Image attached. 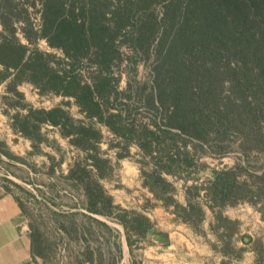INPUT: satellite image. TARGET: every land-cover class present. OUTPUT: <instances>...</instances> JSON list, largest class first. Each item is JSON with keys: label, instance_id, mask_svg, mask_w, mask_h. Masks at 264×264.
Instances as JSON below:
<instances>
[{"label": "trees", "instance_id": "obj_1", "mask_svg": "<svg viewBox=\"0 0 264 264\" xmlns=\"http://www.w3.org/2000/svg\"><path fill=\"white\" fill-rule=\"evenodd\" d=\"M24 1L19 8L20 0H0V82H7L8 91L21 96L17 86L27 81L39 94L51 92L73 97L86 117L104 123L122 140L125 153L117 154V158L127 154L131 143L137 144L143 157L151 158L154 167L143 172L142 183L157 198L174 188L165 174L176 175L187 170L190 153L196 152V147L201 152L199 157H222L231 143L219 145L218 139L235 135L236 150L241 152L244 163L212 168L203 188L194 186L195 190H188L187 194L199 196L203 191L210 208L242 200L252 204L262 202L264 164L253 167L248 156L251 152L264 154L261 124V119L264 120V0H150L149 4L167 1L159 20L155 8L151 17L143 16V12L136 17L146 7L143 6L146 0H123L117 8H111L109 0H81V4L69 0ZM36 1L42 6L39 29L29 11ZM130 26L127 40L133 50L146 56L154 51L156 95H151L150 106L155 110L160 106L166 113V120L162 119L161 123L154 120L151 126L141 125V133H137L133 123L119 124L122 114L114 105L102 109L104 101L110 104L111 100H118L120 92L116 82L112 83L116 80L112 65L121 61L117 41ZM19 32L26 43L21 41ZM39 39L46 40L51 48L62 50L63 57L39 49ZM84 58L96 68L92 83L75 72V63ZM224 83H227L225 95L221 89ZM28 108L21 122L18 115L15 117L13 129L32 137V132L39 128L37 122H41L38 119L32 122L33 113L44 114V121L59 125L60 134L68 137L71 144L94 151L88 156L96 178L78 177L87 196L86 209L97 214H114L128 231L133 228L136 238L125 236L132 253V245L138 242V237L145 236L153 223L142 212L112 205L111 197L105 194L99 179L105 176L109 160H103L102 165L98 163L96 142L101 133L80 120H73L62 107ZM111 109L115 112H110ZM105 111L107 118L103 116ZM74 134L77 137H72ZM69 173L73 176L72 169ZM242 175L246 178L240 180ZM99 200L102 204L98 207ZM163 200L174 205L173 212L184 222L196 223L203 215L198 200L187 198L186 205H180L171 196ZM263 209L264 206L260 207L264 219ZM100 223L108 226L103 221ZM31 240L34 252L32 236Z\"/></svg>", "mask_w": 264, "mask_h": 264}, {"label": "rangeland", "instance_id": "obj_2", "mask_svg": "<svg viewBox=\"0 0 264 264\" xmlns=\"http://www.w3.org/2000/svg\"><path fill=\"white\" fill-rule=\"evenodd\" d=\"M69 1L81 4V0ZM109 1L111 8H117L123 0ZM149 2L150 0H146L143 3L146 7L139 10L136 17L142 12L143 16L151 17V11L155 8L159 20L163 16V4L167 1L160 4H149ZM18 3L20 8V4H24L25 1L20 0ZM35 4L34 7H29V11L36 29H39L42 23L40 15L42 6L40 1H36ZM131 29L130 26L127 29L128 32H123L125 36L118 38L121 61H114L112 65V76L116 79L112 83L116 82V89L120 92L117 96L118 100H111L110 104L104 101L102 109L104 111L106 106L110 108L114 105L115 109L122 114L119 124L133 123L137 133H141V125L151 126L154 120L161 123L162 119L166 120V113L160 106L158 110L150 106L151 95H156L157 75L154 70V51L146 56L133 50L127 40ZM18 36L23 43H26L20 32ZM37 46L43 51L53 52L58 57H63L62 50L51 48L44 39H39ZM60 66H62L61 61L58 65L59 69ZM74 67L75 72L80 73L82 79L92 83L96 68L88 58L75 63ZM6 83V81L0 82V168L2 169L0 173L14 174L17 181L2 175L0 178L2 183L14 193L21 206V220L27 224L35 245L33 264H129L132 259L137 264L149 263L144 258L142 261L140 251H135L134 255L132 253V258L129 253L126 254L128 249L125 236L128 234L131 239L136 238L133 228L128 231L114 214H97L86 209L87 196L78 182V177L81 175L87 180L90 175L91 179L96 178V170L92 165V159L88 156L94 151L83 150L71 144L68 137L61 136L59 125L45 122L44 114L33 113L32 122H36L35 119L41 121L37 122V125L43 135L42 137L39 135L38 129L33 131L34 143L31 141V149L21 154L18 146L23 136L20 137L19 134L14 136L10 129H13L11 124L16 123L15 117L18 115L21 122L30 106L32 109L62 107L73 120H80L84 125L99 131L101 138L96 142L97 157L100 159L98 163L102 165L105 163L102 162L103 160H109L108 167L103 166L106 170L105 176L99 179L105 194L111 197L112 205L146 213L149 216H152V211L163 207L172 213L174 205L169 200H163L170 196L180 205H185L187 198L204 204L203 201L206 200H204L203 191L199 196H190L187 194L188 190H195L194 186L203 188V183L210 179V171L214 167L244 163L241 152L236 150L238 137L235 135L218 139L219 145L231 143L229 151L222 157L211 155L199 157L201 152L199 147H196L197 151L190 153L191 162L187 170L179 171L176 175L165 174L164 177L173 184L174 188L157 198L142 183L143 172L150 171L154 164L150 157H143L137 144L131 143L127 154L117 158V154L125 153L122 140L116 138L104 123L98 122L95 118L86 117L73 97L51 92L39 94L37 88L27 81L17 86V90L22 94L17 96L6 89ZM221 89L222 94L225 95L227 83H224ZM109 111L115 112L114 109ZM103 116L107 118L106 111L103 112ZM261 124L264 128L262 119ZM65 129H68V126ZM13 131L18 132L15 128ZM72 137L77 136L74 134ZM165 138L162 137L163 141L166 140ZM10 148L19 153L16 156L13 155L14 152L11 153ZM248 159L253 167L264 164V154L251 152ZM24 166L32 171L28 172ZM70 169L73 176L69 173ZM245 178L246 176L242 175L240 180ZM261 197V201L264 202V195ZM101 204L99 200L97 206ZM100 221L108 226L101 224ZM149 242V239L142 238L141 243L132 249L145 248Z\"/></svg>", "mask_w": 264, "mask_h": 264}, {"label": "crops", "instance_id": "obj_3", "mask_svg": "<svg viewBox=\"0 0 264 264\" xmlns=\"http://www.w3.org/2000/svg\"><path fill=\"white\" fill-rule=\"evenodd\" d=\"M10 132L14 136H23L18 146L21 154L31 149L32 137L13 129ZM38 133L42 137L40 129ZM9 150L15 156L19 153ZM24 167L28 172L32 171ZM2 176L17 181L14 174ZM198 203L203 215L196 223L184 222L164 207L152 211V216L143 213L153 226L145 236L138 237L132 248L137 247L142 238L150 242L145 248H131L133 255L140 251L142 261L147 259L149 264H264V219L260 210L264 202L252 204L242 200L213 208L205 201ZM21 211L14 193L0 178V264H33L31 233L21 220ZM127 249L126 254L131 257L128 246ZM131 261L134 259L129 264Z\"/></svg>", "mask_w": 264, "mask_h": 264}]
</instances>
